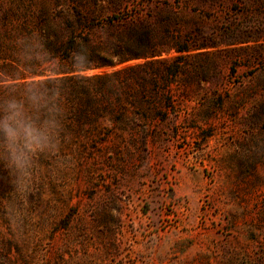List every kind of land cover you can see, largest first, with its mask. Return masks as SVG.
I'll return each instance as SVG.
<instances>
[{
  "label": "rangeland",
  "instance_id": "obj_1",
  "mask_svg": "<svg viewBox=\"0 0 264 264\" xmlns=\"http://www.w3.org/2000/svg\"><path fill=\"white\" fill-rule=\"evenodd\" d=\"M128 32L138 57L67 69L70 37ZM179 55L165 119L97 100ZM30 85L58 134L23 178L0 149V264H264V0H0V103Z\"/></svg>",
  "mask_w": 264,
  "mask_h": 264
},
{
  "label": "trees",
  "instance_id": "obj_2",
  "mask_svg": "<svg viewBox=\"0 0 264 264\" xmlns=\"http://www.w3.org/2000/svg\"><path fill=\"white\" fill-rule=\"evenodd\" d=\"M80 19V18H79ZM83 43L87 45L86 55L90 52L88 56V61L84 65H78L73 62V56L75 54L74 50L77 47L79 41L75 37H70L66 44H71L66 50L68 51L67 56H65L66 62L69 65L67 69L70 71L83 70L87 68L100 67L105 65H114L117 63H122L131 58L139 56V51L142 46L147 45V38L145 36H135L132 32H128L125 35L115 36L114 41L108 42H93L91 35L84 33L82 38ZM184 48H177V51H182ZM88 51V52H87ZM181 56H176L172 60L161 59L156 61L157 65L153 66V62H146L143 65H127L120 69L114 70L108 76H114L120 79L117 84L109 82L107 85L100 84L96 86L97 100L101 101L105 105L111 104V100L108 99V94H114L115 99L118 104L123 105V99H125L129 105L136 109V113L143 117V119L150 120L152 118H166V111L161 110L157 105L155 100L165 101V105L168 106L170 99L171 85L174 82L178 73H180V64H178ZM137 68L142 69V74L140 77L136 75ZM68 71V70H67ZM73 84L60 85L58 90L62 93L65 88H73L69 92V101H74L77 95L74 92ZM135 84L139 87L136 88ZM140 90V92H137ZM107 92V93H106ZM78 100L81 98L77 97ZM167 100V102H166ZM82 102V101H80ZM142 102H144L142 104ZM86 104L81 103L78 108L77 113L74 118L75 121H82L87 118ZM106 107V106H105Z\"/></svg>",
  "mask_w": 264,
  "mask_h": 264
},
{
  "label": "clouds",
  "instance_id": "obj_3",
  "mask_svg": "<svg viewBox=\"0 0 264 264\" xmlns=\"http://www.w3.org/2000/svg\"><path fill=\"white\" fill-rule=\"evenodd\" d=\"M38 48V56L42 58L46 45L40 41ZM86 50L85 43H77L73 62L86 64L90 55L85 54ZM57 111L48 95L32 85L25 89L22 99L8 98L0 103V149L6 169H14L23 178L35 156L52 146L59 128Z\"/></svg>",
  "mask_w": 264,
  "mask_h": 264
}]
</instances>
